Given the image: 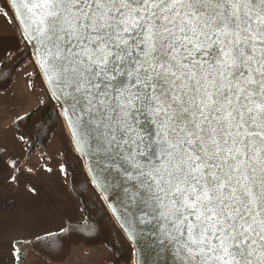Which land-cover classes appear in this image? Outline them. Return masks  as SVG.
I'll return each instance as SVG.
<instances>
[{"label":"snow or ice","instance_id":"1","mask_svg":"<svg viewBox=\"0 0 264 264\" xmlns=\"http://www.w3.org/2000/svg\"><path fill=\"white\" fill-rule=\"evenodd\" d=\"M10 6L144 264H264V0Z\"/></svg>","mask_w":264,"mask_h":264},{"label":"trees","instance_id":"2","mask_svg":"<svg viewBox=\"0 0 264 264\" xmlns=\"http://www.w3.org/2000/svg\"><path fill=\"white\" fill-rule=\"evenodd\" d=\"M0 4L12 18L6 1L0 0ZM23 42L22 46L0 61V93L13 84L15 73L20 66L26 63L32 65L29 74L35 77V85L42 87L44 97L31 112L17 118L13 126L16 134L23 139L28 153L33 152L37 147H45L52 135L57 137L62 171L66 175L70 194L78 201L83 219L67 224L60 231L37 235L29 243L18 242L17 244L28 245V247L17 253L16 263L66 264L71 248L83 244L88 247L108 248V252L99 261L100 264H130L132 248L114 225L97 193L89 185L79 157L71 151L70 139L58 116L56 104L46 93L31 60L29 48L24 40ZM48 235L52 236L50 241Z\"/></svg>","mask_w":264,"mask_h":264},{"label":"crops","instance_id":"3","mask_svg":"<svg viewBox=\"0 0 264 264\" xmlns=\"http://www.w3.org/2000/svg\"><path fill=\"white\" fill-rule=\"evenodd\" d=\"M14 24L15 23L11 16L4 9H2L0 4V60L7 57L12 51L20 47L18 39L19 32L14 29ZM26 64H29L31 67L30 63ZM20 70L21 68L19 67L15 73L13 84L7 90L0 93V112L3 107L8 105L11 98H14L17 94H19V89H21L20 91H22V93L28 94L29 96H33V92H40L39 89H35L30 85L27 78L30 70H23L22 72H20ZM43 97L44 94L43 91H41L40 96L38 97L39 100H35L36 104H34V108L41 102ZM15 120L16 119H14L13 122ZM14 136L16 137H11L10 139L14 138L12 140V142H14V146L19 147V155L16 157L18 161L15 162V167L13 166L14 161H9L8 159V156L11 154L0 147V251L6 248L5 243L16 247L18 242L25 241V238L15 236L12 240L7 242V238L12 232V225L9 226L12 218H30L31 220H29L27 224H30L33 227L35 231L33 234L39 233L38 235H42L49 231V229H44L45 226L40 227V225L43 224L41 218H44L45 215L48 216L50 213L52 217L53 215H57V218H63V216H60L59 213H57L58 206H56L59 201L57 198V196H59V191L57 190V185L60 182L59 175L54 174L53 171H50L49 173H42V169L36 165L29 163L24 164L23 158L26 157V155H30L32 152H27L23 139L20 138L16 132ZM19 158L22 160L19 161ZM54 175H56V177H54ZM13 177H15V179H13ZM47 183H50L52 186L49 190L45 191L43 187H45ZM45 192L49 198L42 201L41 196L45 194ZM5 201L7 204H3ZM47 201L49 204L44 203ZM69 223L67 222L64 227ZM25 225L26 222L24 221L23 225L17 224L16 227L20 229ZM57 231L59 230L53 232ZM2 234L4 237L6 235L7 236L4 238ZM24 246L27 248L26 245ZM16 258L14 260V264ZM0 264H6V260L4 258H0Z\"/></svg>","mask_w":264,"mask_h":264},{"label":"rangeland","instance_id":"4","mask_svg":"<svg viewBox=\"0 0 264 264\" xmlns=\"http://www.w3.org/2000/svg\"><path fill=\"white\" fill-rule=\"evenodd\" d=\"M14 29H16V31L18 30L16 25L14 26ZM18 35H19L18 36L19 46H22L24 42L22 40L20 33ZM5 58L1 59L0 61L4 60ZM20 68H21L20 72H22L23 70L26 71L27 69H28L27 71H29L32 68V65L30 67L29 64H24L20 66ZM27 78L30 82V85L31 86L33 85L35 89H39L40 92L37 93L33 92L34 95L29 96L28 94L22 93V91H20L21 89H19V94H17L16 97L11 98L8 105L6 107H3L0 112V147L6 152H9V154H11L8 156V159L9 161H14V162L18 161L16 157L19 155V147L14 146V142H12L14 138L10 139L11 137H16L14 136L15 132L13 128L14 127L13 120L31 112V110H33L34 108L33 107L34 104H36V101L39 100L38 97L40 96V93L42 91V87L40 85H35L34 76H30L29 74L27 75ZM50 140L51 141H49L45 147H37L30 155H26V157L23 158L24 164L26 163L34 164L42 169V173H49L50 171H53L54 174L59 175L60 182L57 185V190L59 191V196H57V198L59 199V201L57 202L56 206H58L57 213H59L60 216H63V218H57L58 217L57 215H53L52 217L50 213L48 214V216L47 215H45V217L43 216L44 218L41 219L44 225L42 224L40 225V227L45 226L44 228L45 230L49 229V231L44 234H50L53 231L62 230L67 222L74 223L83 219V215L79 208L78 201L73 195L70 194L67 186L66 175H64L62 171L60 146L58 143V139L55 135H52ZM69 147L71 151L74 152V148L71 145V142L69 143ZM20 160L22 159L19 158V161ZM54 177H56V175H54ZM51 186L52 185L50 183H47V185L43 187V189L45 191L49 190ZM41 198L43 201V200H47V198L49 197L48 195H46L45 192V194H43ZM44 203L49 204L48 201ZM3 204H7V202L5 201L3 202ZM29 220L31 219L27 217H24L22 219L12 218L11 223L9 224V226L12 225V232L10 236H8L7 242H9V240H12V238H14L15 236H21V238H25V242L29 243V241L33 237L37 236L39 233L33 234L35 232L33 227L30 224H27ZM24 221L26 222V225L24 227L20 229L16 227L17 224L23 225ZM48 237L50 241L52 236L48 235ZM5 245L6 248L0 251V258H4L6 260V264H14V260L17 256V252H22L26 249L24 244H17L16 247H14L13 245H9L8 243H5ZM26 246L28 247V245ZM87 247L88 246H84L83 244L73 246L71 248L68 257L66 258V264H100L99 261L108 252V248L104 246H90L88 248ZM16 261L15 264H17ZM130 264H133L132 259L130 260Z\"/></svg>","mask_w":264,"mask_h":264},{"label":"water","instance_id":"5","mask_svg":"<svg viewBox=\"0 0 264 264\" xmlns=\"http://www.w3.org/2000/svg\"><path fill=\"white\" fill-rule=\"evenodd\" d=\"M5 1H6V4H7L9 10H10V13L12 15V18H13L14 22H15V25L17 26V29H18L21 37H22L21 26L19 25L18 17L15 16L14 9L10 6L11 0H5ZM22 39H23V37H22ZM26 44H27V46L29 48V51H30L31 60H32L34 66H35V68H36V70H37V72L39 74V77H40L41 82H42V84L44 86V89L46 90V93L48 94V96L56 104L58 116L62 120V123L64 125L66 133H67V135H68V137L70 139L71 145L74 148V152L76 153V155L79 157V159L81 161L83 172L85 173L86 177L89 180V185L97 193V195H98L99 199L101 200L102 204L105 206L107 214L110 216V218L113 221L114 225L119 229V231L121 232V234L124 237V239L127 241V243L132 248V262H133V264H144L145 254H144V252L142 250L141 244L138 243L136 240L130 238L127 235V233L124 230V226L122 225L121 219L116 215V213H114L112 211V207L113 206L119 207L118 202L116 200H112V199H105L106 195H109V194L101 191L99 186L96 184V182H95V180L93 178L92 172L89 170V168H90V160L76 146V144L74 142V138L72 137V135L70 133V129H69V127L66 124V118L62 114L61 106H60L59 102L54 98V96L52 94V91H51L49 85L46 83L45 77H44L41 69L39 68L38 64L35 63V59H34V56H33L32 45L30 43H27V42H26ZM141 227H143V226H141ZM152 260L157 261L158 264H164V261L167 260L168 264H171L172 256H171L170 252L166 253L163 249H161V250H159L158 254H153Z\"/></svg>","mask_w":264,"mask_h":264}]
</instances>
